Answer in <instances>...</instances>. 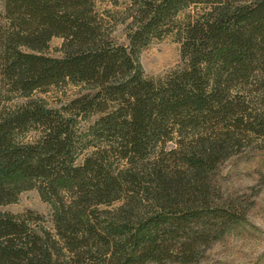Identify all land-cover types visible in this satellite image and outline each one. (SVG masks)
<instances>
[{
	"label": "trees",
	"instance_id": "obj_1",
	"mask_svg": "<svg viewBox=\"0 0 264 264\" xmlns=\"http://www.w3.org/2000/svg\"><path fill=\"white\" fill-rule=\"evenodd\" d=\"M120 7L3 0L0 206L37 189L54 232L41 215L0 212V264H199L243 219L216 179L264 142V0ZM192 7L203 8L179 21ZM170 35L184 67L148 79L140 54ZM54 38L61 58L45 54ZM67 85L82 92L61 109L31 99ZM18 97L30 100L9 106Z\"/></svg>",
	"mask_w": 264,
	"mask_h": 264
},
{
	"label": "rangeland",
	"instance_id": "obj_2",
	"mask_svg": "<svg viewBox=\"0 0 264 264\" xmlns=\"http://www.w3.org/2000/svg\"><path fill=\"white\" fill-rule=\"evenodd\" d=\"M121 10L130 0H119ZM107 8L112 5L108 4ZM203 8V7H200ZM199 8V10H200ZM196 7L183 11L179 21L194 15ZM3 0H0V12ZM117 42L127 44L125 26L120 25L114 35ZM64 40L54 38L45 54L53 58L63 56L61 49ZM140 62L148 79L163 80L184 67L181 56V43L175 35L153 41L140 54ZM82 92L81 87L67 85L50 88L47 92H36L31 99L44 100L50 108L61 109ZM30 99L18 97L9 106L24 104ZM99 119L98 115L88 120H80L82 132ZM260 147L245 150L229 159L217 177L223 197L244 213L243 219L228 232L214 239L199 264H264V142ZM91 151H86L83 158ZM0 212L25 215L34 213L44 217L46 228L54 232V211L50 203L43 200L37 189L23 192L15 203L0 206ZM180 264V263H172Z\"/></svg>",
	"mask_w": 264,
	"mask_h": 264
}]
</instances>
